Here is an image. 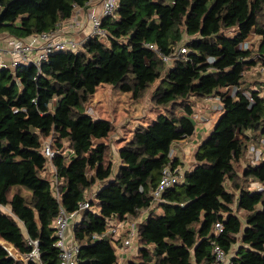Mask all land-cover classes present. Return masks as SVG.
<instances>
[{
    "label": "trees",
    "instance_id": "trees-1",
    "mask_svg": "<svg viewBox=\"0 0 264 264\" xmlns=\"http://www.w3.org/2000/svg\"><path fill=\"white\" fill-rule=\"evenodd\" d=\"M89 1L0 0V34L27 39L51 31ZM102 28L107 36L89 38L84 51L56 53L40 69L0 70V239L24 258L38 241L39 261L27 264H60V208L75 212L90 189L109 181L74 226L78 264H120L113 237L96 236L114 217L137 219L147 210L128 264H213L215 245L233 264H264V192L250 190L251 180L264 183V163L246 159L264 135V96L251 88V71L264 62V0H119L116 18ZM246 41L249 48L240 49ZM148 44L166 55L187 53L167 64ZM158 80L151 100L164 113L129 132L115 173L106 142L114 125L85 105L109 85L139 106ZM211 96L219 97L221 116L199 144L194 168L154 202L162 170L181 165L170 157L173 146L196 134L193 115ZM47 139L55 171L42 152ZM0 264L24 263L0 244Z\"/></svg>",
    "mask_w": 264,
    "mask_h": 264
},
{
    "label": "built area",
    "instance_id": "built-area-1",
    "mask_svg": "<svg viewBox=\"0 0 264 264\" xmlns=\"http://www.w3.org/2000/svg\"><path fill=\"white\" fill-rule=\"evenodd\" d=\"M90 0L85 7H75L73 15L64 22L56 25L51 31L35 34L30 36L28 39L13 38L9 43V50L0 49V59L6 58L0 65V70L10 69L17 70L21 67H27L34 65L40 69L44 63L49 62L52 55L56 53H78L84 51V41H78L74 39L71 30H76L79 25L77 16L86 10V17L88 23L92 27L91 37L105 38L107 36L106 31L102 28V22L105 18L115 19L116 12L119 7V0H98V8L94 7L93 10H88V7L93 3ZM71 36V37H70ZM73 37V38H72ZM250 46V42L246 41L240 45V49L246 50ZM147 47L162 57L163 61L169 64L174 58L179 57L182 54L187 53L185 47H181L172 55H166L153 44H148ZM259 71L264 77V62L259 65ZM231 95L236 93V88L228 89ZM249 101L254 102L252 95L247 94ZM213 111L221 112L222 105L215 107ZM197 126L207 123L210 119L208 116H204L200 113L193 115ZM42 152L48 160L49 167L52 171H55L52 165V159L56 155V151L52 148V140L49 139L43 143ZM69 152H66L68 154ZM171 158L179 157L178 154L171 151ZM246 159L253 166L257 167L261 163H264V135L262 136L259 145L252 144L246 151ZM184 178V172L180 167L173 168L170 165L166 166L162 170L160 182L156 189L153 190L152 195L154 202H161L163 193L172 187L178 185ZM57 180V179H56ZM56 182V181H55ZM250 190L252 192H264V183L251 180ZM91 199L86 197L79 205L75 212L68 213L64 208H60L59 214L54 222L56 243L55 247L59 250L60 264H78V255L80 252V245L75 241L74 236H70V223L74 222L75 217L78 214H83L88 210H92ZM145 219V217H139L137 219L118 220L117 218L111 219L105 231L101 235H97L96 239L103 238L106 236L113 237V244L119 255H124L130 249L133 248L139 224ZM223 224L217 222L214 230L217 235L223 232ZM34 249L28 254L26 258L17 256V252L14 249H10L5 245L7 251L16 257L18 260L27 264V261H39V242L31 241ZM213 254L215 261L213 264H233L232 256L219 245H215L213 248Z\"/></svg>",
    "mask_w": 264,
    "mask_h": 264
},
{
    "label": "rangeland",
    "instance_id": "rangeland-1",
    "mask_svg": "<svg viewBox=\"0 0 264 264\" xmlns=\"http://www.w3.org/2000/svg\"><path fill=\"white\" fill-rule=\"evenodd\" d=\"M229 33H232V31H230ZM13 38H16V37H12L4 33L0 34V49L9 50L8 49L9 43ZM5 59L6 58L0 59V65L2 64V62L5 61ZM169 66L171 65H167L166 68H169ZM259 67L260 66H257L256 71L255 70L253 71L254 73H252L253 75L252 77L259 78L261 76ZM246 79L252 80L251 76L249 75H247ZM160 83H161L160 80H158L150 87V89L147 91L143 99L140 101L139 106L137 105L135 107H131L129 96L128 95H124V96L117 95V90L109 85H103L101 87H98L96 93L93 95L91 100L85 105L86 112L89 115H91L93 118L109 120L114 125V131L111 133V135L106 141L111 146L110 159H112L114 163L118 155L119 148H121L125 143L124 139L129 137V132L139 125L148 126V125L153 124L157 116L164 113V109L162 107L155 106L151 100L152 95L160 87ZM203 104H204L203 108L196 111V113H202L204 112V110H207L210 107L218 105L217 102H213V101L206 102V103L204 102ZM220 116H221V112H215L210 117L212 119L210 123H212V125L214 126L217 123ZM198 128L199 126H197V129ZM48 140L49 139L45 141H48ZM177 151L178 149L176 148V152ZM185 159L186 158H184V161H186ZM186 163L187 161L184 162L183 166L180 165L184 173L185 171H187V168L185 169L184 167ZM86 197H89V196H86ZM148 213H149V210L142 211L139 214V217H146ZM72 224L73 223L71 222L69 230L72 229ZM134 246L133 248H136ZM120 261L122 263L121 258H120Z\"/></svg>",
    "mask_w": 264,
    "mask_h": 264
},
{
    "label": "crops",
    "instance_id": "crops-1",
    "mask_svg": "<svg viewBox=\"0 0 264 264\" xmlns=\"http://www.w3.org/2000/svg\"><path fill=\"white\" fill-rule=\"evenodd\" d=\"M92 2L93 3H91V5L88 7V10H93L94 7L98 8V4H99L98 0H94ZM86 13H87L86 10H82V12L77 16V19L80 22L79 25H78V28L76 30H74V31L71 30L74 39H76L78 41H84L85 42V41H87L90 38V35H91L92 27L88 23V19L86 17ZM254 70L256 71V69H254ZM253 71H251V73H254ZM253 80H252L251 88L253 87L256 90L257 89L260 90L261 91V96H264V77H263V75L261 74V76L259 78H254ZM211 101L217 102L218 103L217 106L220 105V101H219V97L218 96H216V97L215 96L208 97L207 99H205L204 102L206 103V102H211ZM217 106L210 107L207 110H204V112L200 113V114H203L204 116H208V118L210 120L207 123L200 125L199 128L196 130V134L193 137H191L190 139L175 143V145L173 146L174 152L176 154H178V156L180 158L181 166H183L184 162L187 161V163L184 166L185 169L187 168V171L192 170L194 168V165L196 164L195 152H196L199 144L201 143V141L203 139L207 138L210 135V133L212 132V130H213L214 126L212 125V123H210V121L212 120L210 117L215 112H217V111H213V109L215 107H217ZM205 111H207V112H205ZM208 132H209V134H208ZM176 148L178 149L177 152H176ZM184 158H186L185 159L186 161H184ZM188 159H190V160H188ZM120 163L121 162H120V158H119V154H118L116 159H115V173L117 172ZM188 169H190V170H188ZM107 182H109V181L98 182L92 189H90L88 191V193H87V196H89L88 198H90L91 200H95L97 192L102 188V186L104 184H107ZM81 219H82V214H78L75 217L74 222L72 224V229H70V236H74V226H75V224L79 223L81 221ZM0 244L5 247V242L4 241L0 240ZM7 246L12 250L13 245L10 244V246H12V247H10L9 245H7ZM13 249L15 250L14 247H13ZM133 249L134 248L130 249L124 255H119V252L117 251L118 256L122 259V263H120V264H128V262L133 258V255L135 256L136 249H134V250ZM17 256L23 257L21 254H17Z\"/></svg>",
    "mask_w": 264,
    "mask_h": 264
},
{
    "label": "bare ground",
    "instance_id": "bare-ground-1",
    "mask_svg": "<svg viewBox=\"0 0 264 264\" xmlns=\"http://www.w3.org/2000/svg\"><path fill=\"white\" fill-rule=\"evenodd\" d=\"M5 245L7 246V245H9V244H6V243H5ZM9 246H10V245H9ZM12 249H13V247H12Z\"/></svg>",
    "mask_w": 264,
    "mask_h": 264
},
{
    "label": "water",
    "instance_id": "water-1",
    "mask_svg": "<svg viewBox=\"0 0 264 264\" xmlns=\"http://www.w3.org/2000/svg\"><path fill=\"white\" fill-rule=\"evenodd\" d=\"M17 254H19V253H17Z\"/></svg>",
    "mask_w": 264,
    "mask_h": 264
}]
</instances>
